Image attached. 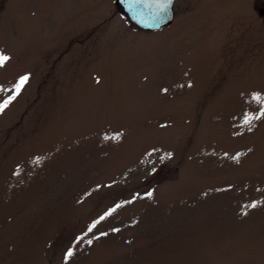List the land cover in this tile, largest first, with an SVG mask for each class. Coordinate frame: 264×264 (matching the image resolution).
Segmentation results:
<instances>
[{
	"label": "rangeland",
	"instance_id": "rangeland-1",
	"mask_svg": "<svg viewBox=\"0 0 264 264\" xmlns=\"http://www.w3.org/2000/svg\"><path fill=\"white\" fill-rule=\"evenodd\" d=\"M256 3L0 0V264H264Z\"/></svg>",
	"mask_w": 264,
	"mask_h": 264
},
{
	"label": "water",
	"instance_id": "water-1",
	"mask_svg": "<svg viewBox=\"0 0 264 264\" xmlns=\"http://www.w3.org/2000/svg\"><path fill=\"white\" fill-rule=\"evenodd\" d=\"M114 1L115 5L122 9L123 13L126 14L132 24L144 30H162L168 28L172 24L174 18V12L172 9L174 0H171V3L167 5L164 12H160L158 6L152 3L151 0H145L141 5L132 3V0ZM137 12L140 14L137 15Z\"/></svg>",
	"mask_w": 264,
	"mask_h": 264
},
{
	"label": "snow or ice",
	"instance_id": "snow-or-ice-1",
	"mask_svg": "<svg viewBox=\"0 0 264 264\" xmlns=\"http://www.w3.org/2000/svg\"><path fill=\"white\" fill-rule=\"evenodd\" d=\"M145 0H132V3H136V4H141V3H144ZM152 3L156 4L158 6V10L160 12H164L167 8V5L171 3V0H151ZM10 58L6 55H2L0 54V66H4L5 63L9 60ZM28 80V77L25 76V77H22L20 79V82L16 85V92L19 93V90L20 88L24 85V83ZM15 97H10L9 98V101L5 102L4 104H0V111H3V109L5 107H7V104L11 101V99H14ZM255 100L257 101H261V97L259 95L257 96H254L253 97ZM257 119L259 117H256ZM246 124H250L251 123V120L250 119H245L244 121ZM252 207H255V205H252ZM89 231H91V229H89ZM89 243H91V241H89ZM68 256H71L72 255V252L69 251L67 253Z\"/></svg>",
	"mask_w": 264,
	"mask_h": 264
},
{
	"label": "flooded vegetation",
	"instance_id": "flooded-vegetation-1",
	"mask_svg": "<svg viewBox=\"0 0 264 264\" xmlns=\"http://www.w3.org/2000/svg\"><path fill=\"white\" fill-rule=\"evenodd\" d=\"M256 1L257 0H253V5H255V8H256V4H257ZM257 7H259V9L256 12H257V14L259 13L258 16L260 17V19H261V21H262V23L264 25V0H263V2L261 4H260V0H258V6Z\"/></svg>",
	"mask_w": 264,
	"mask_h": 264
}]
</instances>
